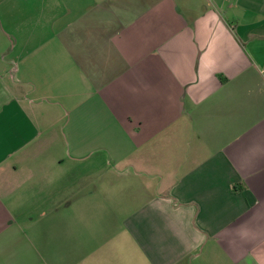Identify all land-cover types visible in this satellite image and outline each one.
Here are the masks:
<instances>
[{
	"label": "crops",
	"instance_id": "crops-1",
	"mask_svg": "<svg viewBox=\"0 0 264 264\" xmlns=\"http://www.w3.org/2000/svg\"><path fill=\"white\" fill-rule=\"evenodd\" d=\"M0 264H264V0H0Z\"/></svg>",
	"mask_w": 264,
	"mask_h": 264
},
{
	"label": "rangeland",
	"instance_id": "rangeland-1",
	"mask_svg": "<svg viewBox=\"0 0 264 264\" xmlns=\"http://www.w3.org/2000/svg\"><path fill=\"white\" fill-rule=\"evenodd\" d=\"M90 145H95V144H93V143H90ZM90 150H95L94 148H92V147H90ZM93 157H97V156H93ZM97 159H99V158H97ZM100 160V159H99ZM93 161V159L92 160H90V165H91V162ZM113 164V163H112ZM123 166H127V163H124V164H122V166L121 167H123Z\"/></svg>",
	"mask_w": 264,
	"mask_h": 264
}]
</instances>
